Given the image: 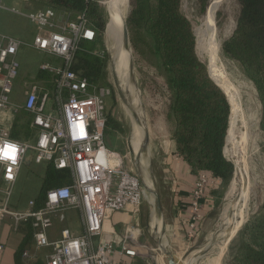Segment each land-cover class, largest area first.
Returning <instances> with one entry per match:
<instances>
[{
	"label": "built area",
	"instance_id": "2783aa9c",
	"mask_svg": "<svg viewBox=\"0 0 264 264\" xmlns=\"http://www.w3.org/2000/svg\"><path fill=\"white\" fill-rule=\"evenodd\" d=\"M25 16L37 27L30 45L61 63L39 66L41 72L50 75V91L33 85L25 105H13L9 96L20 67L17 54L26 43L0 34V112L24 109L36 130L34 139L26 141L11 138L0 127V221L9 216L15 226L30 223L35 246L51 248L46 264H115L110 258L115 252L112 245L96 242V238L102 234L104 221L114 213L130 208L132 214H137L146 191L139 177L124 165L122 156L104 144V97L109 90L73 69L79 43L94 41L96 31L84 15L71 18L52 8ZM49 96L54 106L52 111L44 112ZM29 150L34 151L36 163L46 162L55 169L66 170L69 181L48 189L42 207L36 208L34 199H30L25 208L10 209L12 186ZM206 187L207 178L199 176L193 186L192 212L186 223L189 239L195 237L201 221V199ZM70 209L78 212L82 231L74 234L64 228L59 238L49 239L48 229ZM140 233L137 223L123 225L117 254L132 258L137 255L136 249L148 248L156 255V248L139 242Z\"/></svg>",
	"mask_w": 264,
	"mask_h": 264
},
{
	"label": "rangeland",
	"instance_id": "374dc122",
	"mask_svg": "<svg viewBox=\"0 0 264 264\" xmlns=\"http://www.w3.org/2000/svg\"><path fill=\"white\" fill-rule=\"evenodd\" d=\"M98 2L102 6L107 22L94 51L101 54V56L106 54L108 58L97 84L109 90V95L104 97L105 115L113 123L109 124L106 122L103 136L104 144L110 151L122 156L124 165L135 174H138L140 181L141 179L144 180L150 189L145 190L144 198L149 203H152L151 197L154 200L161 193L158 185L160 180L159 175L162 171L161 158H155L153 149L161 133L165 130L169 133L171 128V123H169L168 119L170 91L167 86L166 76L160 68L158 58L151 51V40L145 36L144 40L143 38H139L136 48L132 46L131 61L133 60L134 62L135 79L131 84L130 82L128 83L129 70L125 52L127 48L124 50L125 65L120 68L118 64L121 58L115 62L111 55L115 43L113 41L114 37L107 30L109 18L116 10L115 0H98ZM44 7L40 2L36 1L3 0L2 8H0V34L19 39L26 43L20 47L17 54L20 67L16 78L13 80V88L9 96L10 102L19 107L25 105L28 92L32 89L33 85H38L49 91L51 89L45 86L50 81V75L39 70L40 64L50 63L58 65L61 63L60 59L41 52L30 45L37 32V27L25 15ZM181 10L192 25L196 39V54L206 64L209 75L210 54L208 52L211 50L212 39L218 42L217 56L219 58L216 61V68H218L216 69V74L235 98L237 104L235 108L239 111V114L237 112L238 134L241 135L242 128L245 131L244 136L236 135V144L234 146L231 142L232 149H238L240 144H242L244 161H246L245 163L249 172L250 187L247 191L250 193V201L248 202L247 199L243 203L247 206V209L245 210L242 224L247 218L256 214L264 202V129L261 125L264 120V101H262V94L252 77L253 74L246 73L238 61L225 58L220 53L221 43L230 37L236 28L239 5L236 0H223L214 19L213 33L206 26L205 15L207 6L203 11L201 0H182ZM128 13L129 3H127L126 11L123 14V22H125ZM112 42H114L113 46ZM83 43L87 44L86 42ZM39 75L42 77L40 78ZM129 89L131 97L129 101H126ZM53 106L54 102L49 96L44 112L52 111ZM138 112L145 117L150 138V152L140 156L137 169L135 155L139 151L143 141V135L139 128ZM14 114L13 110H3V114H0V127L8 130L10 118ZM22 121L23 119L19 120L21 123ZM18 128L21 132H25L26 130L23 125H18ZM231 148L229 146V149ZM26 156V160L22 163L17 179L12 186L8 202L10 209L21 210L25 208L28 201L34 199L40 193L42 176L47 163H36L34 161V151L32 150H29ZM225 156L227 159L232 160L229 151L225 152ZM229 188L230 184L226 189H220L223 196V211L218 218L215 233L212 236V242L215 246L223 242V238L220 235L224 231L225 221L231 210L230 200L232 196ZM1 195L2 193H0ZM65 223L66 225L64 226H67L71 230L79 232L82 230L77 219L74 217L67 218ZM140 227L141 237L143 238L144 234L146 242L153 245V241L148 233L150 231L154 232V229L143 225V215L141 216ZM142 238H139V240L142 241ZM225 244H223L222 248H224ZM153 246L156 248L155 256L158 258L157 261L161 262L160 257L164 258V254L157 246ZM163 263L166 264L165 261ZM201 263L202 260H200L199 264Z\"/></svg>",
	"mask_w": 264,
	"mask_h": 264
},
{
	"label": "trees",
	"instance_id": "16d2710c",
	"mask_svg": "<svg viewBox=\"0 0 264 264\" xmlns=\"http://www.w3.org/2000/svg\"><path fill=\"white\" fill-rule=\"evenodd\" d=\"M45 8L66 12L71 18L84 15L95 29L97 38L81 41L75 53L73 69L92 83H97L106 65L107 55L94 51L105 30L106 17L98 0H30ZM182 0H128L129 13L125 18L132 46L139 38L148 37L152 53L158 58L170 91L168 119L175 153L190 167L191 172L208 173L218 180L210 193L221 203L220 189H226L234 174V165L224 153L230 106L220 87L211 79L207 66L196 54V39L189 19L181 10ZM211 0H201L202 10ZM239 12L233 34L220 45L221 56L238 61L253 79L264 101V0H236ZM219 10V9H218ZM86 42L87 44H84ZM103 54V53H102ZM41 78L42 76L39 75ZM46 88L52 85L47 82ZM10 121L9 136L18 140L34 139L35 128L31 116L24 109ZM23 119L22 123L19 120ZM110 121V122H109ZM107 123H111L107 118ZM18 125L26 130L21 132ZM264 129V120L261 123ZM69 181L66 170L47 164L41 181L40 193L34 198L35 207H42L44 195L50 188ZM24 224L30 228V223ZM244 235L231 264H264V202L260 210L242 226Z\"/></svg>",
	"mask_w": 264,
	"mask_h": 264
},
{
	"label": "crops",
	"instance_id": "0c3cea01",
	"mask_svg": "<svg viewBox=\"0 0 264 264\" xmlns=\"http://www.w3.org/2000/svg\"><path fill=\"white\" fill-rule=\"evenodd\" d=\"M1 113L3 114V111ZM153 153L155 158H161L162 163L158 185L161 189L158 201L161 206L163 219L161 224L159 222L157 224L159 225L158 231L160 234L155 233L156 221L159 219L160 210L155 205L152 197V203H149L143 197L140 210L137 214H132L131 209L126 208L106 219L103 223L102 234L99 238H96V242L101 240L112 245L115 252L110 255V258L115 264H164V259L160 257L161 262L157 261L158 258H156L155 253L150 252L148 248L136 249L137 255L132 258L125 255L121 256L116 252V248L121 241L122 226L127 223H137L140 227L141 216L143 215V225L154 229V232L150 231L148 233L153 241V245L157 246L156 242L160 241L161 238L169 250L184 264H187L193 258H197L193 264H199L197 261L200 262V260H202L201 264H231L236 248L245 239L240 230L251 216L239 225L235 233L226 242L224 248L220 247V245L215 246L211 236L215 233L218 218L223 211V199L215 207L216 198L210 193V190L218 186V180L213 179L205 172L200 171L198 174L191 172L187 163L175 153V144L171 138V132L167 133L165 130L161 133L153 149ZM199 176L207 178V187L201 199V221L195 237L189 239L187 237L186 223L192 212L193 186ZM70 217L76 218L79 226L82 228L78 212L70 209L65 212L62 219L58 218L55 221L56 224L48 229L47 235L49 239L53 240L60 237L61 230L68 228L64 225H66L67 218ZM69 230L74 234L82 231ZM147 231L149 232L148 229ZM141 236L142 233H140L139 238H142ZM139 242L147 247L155 248L146 242L144 234L142 241L139 240ZM210 243L211 246L208 251L202 256V252L206 250ZM50 253V247L37 248L35 246L31 227L27 228L24 224L15 226L9 216H5L0 221V264H46Z\"/></svg>",
	"mask_w": 264,
	"mask_h": 264
},
{
	"label": "bare ground",
	"instance_id": "6f19581e",
	"mask_svg": "<svg viewBox=\"0 0 264 264\" xmlns=\"http://www.w3.org/2000/svg\"><path fill=\"white\" fill-rule=\"evenodd\" d=\"M223 0H211L209 3L207 10H206V15H205V21H206V26L210 30V32L213 31L214 28V19L216 16V13L221 5ZM127 8V0H115V11L109 18L108 24H107V30L108 33L111 34L114 38L112 42L113 50H112V58L116 62L119 58H121L119 64L120 68L125 65V60H124V50L126 48L123 45V29H124V17L123 14L126 11ZM206 27V28H207ZM106 30V31H107ZM208 31V30H207ZM107 33V34H108ZM213 33V32H212ZM110 35V36H111ZM218 42L214 39H212V44L210 46V62H209V73L210 76L218 83L220 86H223L224 89L227 91L228 88L226 87L225 83H223L219 78L218 75L216 74V61L218 60ZM127 55V61L130 63L131 62V49L127 48L125 51ZM208 54V55H209ZM119 61V60H118ZM114 64L116 65V63ZM133 81V80H132ZM132 81H129V73H128V83H132ZM130 93V89H129ZM229 95V100L233 104V109H232V114L230 116L229 120V126L227 130V140H226V145L224 147V153L228 152L230 153V158L235 163L236 171L234 177H232L231 182H230V188L229 191L231 193L232 199L230 200V206H231V211H232V217L228 219V216L225 221V226H224V231L220 235L223 238V242L220 243V247L225 244V242L233 235V233L236 231V229L239 227L243 220V216L245 213V210L247 209V206L244 205V201L248 202L250 201V193H248V189L250 187V181H249V175H248V169H247V164L244 161V153L242 152V144H240V147L238 149L231 148V142L233 143V146L235 143V138L236 135L238 136H244V128H242L241 135L238 134V115L239 111L236 110L235 106V98L232 95L231 91H227ZM144 116L138 112V119H139V128L141 131V134L143 135V123H140V119H142ZM237 133V134H236ZM243 139V138H242ZM229 146L231 149H229ZM236 147V146H235ZM248 148V147H247ZM260 179V178H259ZM150 181V179H149ZM151 183V181H150ZM152 184V183H151ZM238 196V201H234V198ZM242 201V202H241ZM242 206V207H241ZM158 224V221L156 225ZM159 225L155 227V233L158 235L160 234L158 231ZM212 237V236H211ZM220 239V238H219ZM160 242L164 243L162 239L160 238Z\"/></svg>",
	"mask_w": 264,
	"mask_h": 264
},
{
	"label": "water",
	"instance_id": "95a60500",
	"mask_svg": "<svg viewBox=\"0 0 264 264\" xmlns=\"http://www.w3.org/2000/svg\"><path fill=\"white\" fill-rule=\"evenodd\" d=\"M127 3H128V0H127ZM123 45L125 48H129L131 49V45H130V40H129V32H128V29H127V25H126V22H124V29H123ZM128 70H129V81L135 79V76H134V62L133 60L129 63L128 62ZM210 76V75H209ZM211 77V76H210ZM211 79L213 80V78L211 77ZM214 81V80H213ZM215 82V81H214ZM216 83V82H215ZM220 89L223 91V93L225 94L226 98H227V101L229 103V106H230V116L232 114V109H233V104L231 103V101L229 100V95L227 93V91L224 89L223 86H220L218 83H216ZM130 97H131V94H127L126 95V101H129L130 100ZM236 104V103H235ZM229 116V118H230ZM140 123H143V141H142V145L139 149V151L136 153L135 155V162H136V168L138 167V160L140 158V156L142 154H145V153H148L149 152V146H150V138H149V132H148V129H147V126H146V121H145V117H143L142 119H140ZM226 140H227V135H226V138H225V145H226ZM225 147V146H224ZM233 165H234V175H235V171H236V167H235V163L233 160L229 159ZM138 169V168H137ZM139 172V171H138ZM138 176V174H136ZM139 177V176H138ZM142 181V185L143 187L148 190H150L146 183L144 182L143 179H141ZM155 197V196H154ZM238 196H236L234 198V201H238ZM154 202H155V205L157 206V208L160 210V215H159V219H158V222L161 224L163 219H162V214H161V206H160V203L158 201V197L154 198ZM232 217V211L230 210V213L228 214V219H230ZM229 240V239H228ZM227 240V241H228ZM156 245L158 247V249H160L162 251V253L164 254V261L166 264H184L182 261H180L173 252H171L167 246L164 244V243H161L160 241L156 242ZM211 246V243L207 246L206 250L202 252V256H204L206 254V252L208 251L209 247ZM197 258H193L191 259V261H189L187 264H193L194 262H196ZM197 263H199V261H197ZM186 264V263H185Z\"/></svg>",
	"mask_w": 264,
	"mask_h": 264
}]
</instances>
